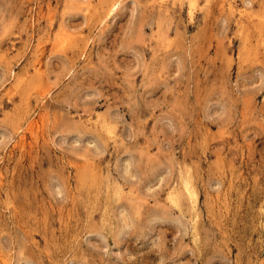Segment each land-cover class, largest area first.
<instances>
[{
  "label": "rangeland",
  "instance_id": "1",
  "mask_svg": "<svg viewBox=\"0 0 264 264\" xmlns=\"http://www.w3.org/2000/svg\"><path fill=\"white\" fill-rule=\"evenodd\" d=\"M0 264H264V0H0Z\"/></svg>",
  "mask_w": 264,
  "mask_h": 264
},
{
  "label": "bare ground",
  "instance_id": "2",
  "mask_svg": "<svg viewBox=\"0 0 264 264\" xmlns=\"http://www.w3.org/2000/svg\"><path fill=\"white\" fill-rule=\"evenodd\" d=\"M196 2V1H195ZM244 2V1H243ZM197 3V2H196ZM230 5V4H229ZM233 7V6H232ZM231 7V8H232ZM237 8V7H236ZM242 8V7H241ZM240 9V8H239ZM238 10V9H237ZM236 10V11H237ZM230 11V10H229ZM232 11V10H231ZM238 12V11H237ZM242 12V11H241ZM244 13V12H243ZM245 13H247L248 14V12H245ZM241 14V13H240ZM242 15V14H241ZM249 16V15H248ZM236 17H237V14H236ZM244 17V16H243ZM240 20V19H239ZM236 21V20H235ZM241 21V20H240ZM239 21V22H240ZM241 23V22H240ZM240 26H241V24H240ZM238 27H239V24H238ZM240 28V27H239ZM107 125V124H106ZM112 125V124H111ZM109 128V127H108ZM106 130V129H105ZM108 132V131H107ZM109 133V132H108ZM112 135V134H111ZM114 135V134H113ZM116 136V135H115ZM113 137V136H112ZM187 180V179H186ZM185 185V187H186V191L188 192V195H190L191 197H192V199L194 198L195 199V195H194V190H193V188L191 187V185H189L188 186V180L187 181H185V183H184ZM191 187V188H190ZM123 188V187H122ZM122 188L120 187V188H118V192L119 193H122ZM173 192V191H172ZM170 194H172V193H170ZM174 194V193H173ZM173 196V198H174V195H171V197ZM169 197V196H168ZM172 199V198H171ZM170 199V200H171ZM176 200V199H175Z\"/></svg>",
  "mask_w": 264,
  "mask_h": 264
}]
</instances>
